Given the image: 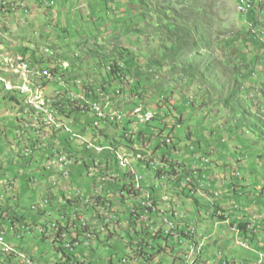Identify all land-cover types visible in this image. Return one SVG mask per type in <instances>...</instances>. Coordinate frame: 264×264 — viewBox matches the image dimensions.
Wrapping results in <instances>:
<instances>
[{"label":"rangeland","instance_id":"obj_1","mask_svg":"<svg viewBox=\"0 0 264 264\" xmlns=\"http://www.w3.org/2000/svg\"><path fill=\"white\" fill-rule=\"evenodd\" d=\"M11 7L16 8V5ZM4 12L5 8L2 7L0 18L5 23L7 19L3 21L2 18ZM20 17L25 21L19 28L23 33L22 44L30 49L29 59L34 57L33 50L40 58L51 56L45 50L52 43L61 47L64 56H67L68 51H78L75 46L82 43L85 46L83 58L90 55L84 70H95L92 72L95 74L89 77L93 89L106 85L112 94L117 89L124 91L123 95L114 98V102L119 104L117 109L128 108V104L137 102L130 94L131 88L126 80L120 86L109 87L105 81H108V76L104 66L115 60L116 52H120L123 47L131 49L138 56L130 53L131 61L135 58L141 62L136 64V69L133 68L134 63L125 64L131 69L130 76L135 80L134 85L139 79V95L144 97L143 100L148 98V110L155 114L156 119L149 124H140L132 119L131 124L124 121L123 125L117 127L108 123L110 127L105 128V134L110 136L109 141L111 138L122 140L121 145V136L125 131L147 135L149 144L144 149L155 157L150 167L139 165L141 162L134 158V152L126 147L121 146L126 155L120 152L132 159L131 166L143 178L142 185L146 190L140 200L145 198L148 191L156 198L159 191L165 189L164 185L170 186L166 181L158 179L156 173L157 170L170 172L169 163L179 164L187 172L203 170L208 177L204 184L206 187L211 185V194L221 193V197L201 199L199 195L189 196L179 191L178 205L180 211L182 209L189 215V223L193 225L195 222L193 227L207 238L204 264H225L226 261L264 264V44L261 39L254 38L257 35L249 26L247 29L246 20L237 13L235 0H55L50 14H43L36 25H33L34 15L21 14ZM174 17L179 22L186 21L184 25L188 23L193 27L190 34L186 33L182 37L184 46L178 49V60L172 64L166 59L161 45L168 47L170 44L171 48L173 42L168 41L167 33L158 25L169 24ZM27 20L29 23H26ZM8 26L7 23L8 34H11L15 43H20L17 31L10 32ZM137 29L142 32H135ZM92 43H96L99 48L92 51ZM140 49L142 53L138 52ZM149 60L150 63L146 65ZM43 66L47 67V64ZM62 66L67 69L68 64L63 63ZM227 98L234 99L233 107H226ZM110 103L113 104L112 100ZM15 109L20 111L18 105L8 103L0 94V123L7 127L8 132V140L0 139V171L7 170L5 178H16L14 191L4 193L5 199L11 197L12 201L0 199V204L4 209L18 214L19 218L24 217L32 223L38 221L39 216L31 207L38 205L41 194L48 195L50 188L59 193L60 178L58 173L45 170V163L36 164L29 155H15L16 150L9 147L15 140L13 127L16 116L9 117L5 110H12L10 114L14 115ZM78 119L86 127L94 123L103 129L106 124L102 125L95 116L91 120L87 115L79 114ZM162 123L167 127H162ZM163 128L164 132H157ZM22 132L25 139L31 133L27 129ZM169 136L174 139L173 145L163 147ZM53 137L57 140L60 138L59 135ZM99 143L103 146L107 144L102 137ZM129 145L133 146L131 143ZM44 153L46 151H42L41 155ZM144 160L149 162L145 156ZM115 168L121 177L118 187L109 188L104 185V190H101L98 178L90 177L84 168L75 166L68 179L70 188L66 186V198L73 197L77 192L89 198L96 195L97 191L106 198L108 191L114 193L115 189L130 185L131 182L125 177L126 170ZM60 182L62 186L63 180ZM233 186L243 188H239L240 191L235 194ZM125 197L128 199L127 194ZM140 200L129 199L124 204L119 198H114L115 210L123 224L119 232L121 240L100 238L93 249H79L75 255L76 260L85 264H123L121 260L129 259L132 254V247H128L129 241L132 240L135 245L143 240L150 245V253L156 255L157 261L171 264L172 255L180 251L172 239H167L163 234L158 238L153 236L154 233L143 234L139 224L126 226L132 219L129 215L130 207L138 206ZM215 203L229 207L227 216L232 225L238 227L243 222L251 225V229L247 228L245 233L241 232L239 226L236 231L230 224L215 219L212 208ZM66 211L61 206V214L53 211L51 217L43 216L41 222L47 223L48 219L52 222L61 221ZM84 211L87 212L86 209ZM3 215L0 211V224H3L2 228L7 232L8 244L19 251L35 250V257L42 262L57 263L56 249L42 238L45 233H36L34 236L25 234L22 239H18L7 219H2ZM156 226L160 228L161 223L158 221ZM48 230L52 237L56 236L52 233L54 229ZM210 242L212 245H209ZM260 243L262 245L259 246ZM246 246L260 247V251L251 252L246 250ZM160 247L163 248V255L158 253ZM43 255L45 258H42ZM22 259V264H25V259ZM201 260L202 257L199 264H202Z\"/></svg>","mask_w":264,"mask_h":264},{"label":"built area","instance_id":"obj_2","mask_svg":"<svg viewBox=\"0 0 264 264\" xmlns=\"http://www.w3.org/2000/svg\"><path fill=\"white\" fill-rule=\"evenodd\" d=\"M18 1H20V8L10 7V0H0V5L5 8L6 14L16 13L18 9L25 7L24 0ZM235 2L238 12L242 15H254L259 18L264 14V0H235ZM1 52H8V59H1ZM17 58H24L25 66H17ZM67 72L68 70H57L54 66L51 68L44 67L12 51L6 45L4 22H1L0 18V85L3 88L4 77L13 79V89L3 88V92L7 99L14 105H18L20 109L14 127L15 142L17 143L11 145V148L18 153L19 142L28 139V144L20 153L21 156L25 154L32 157L38 153L40 157L37 156V164L45 161L44 169L58 173L60 180H63L62 186L59 185L60 180L58 181L59 193L54 188H50L48 195L42 194L40 203L31 207L40 215V221L32 223L17 221L8 212L4 216L11 226V230L17 234L18 239H22L25 234L46 233V229H56V236L52 237L53 247L57 251L56 264H85V262L76 260L77 251L81 248L93 249L99 243L100 238L107 240L106 237L100 235L99 224L93 220L94 210L103 209L104 218H109L113 229L119 233L122 231L123 224L112 201L114 198H119L120 201L127 204L129 199L137 198L140 200L146 189L142 185L143 178L138 174V171L131 169L132 159L115 157L113 158L115 166L126 170L127 179L131 182L127 189H123L125 187L123 186L120 190L115 189L114 193L108 191L106 198L100 195L98 191L96 195L89 198L81 195L80 192L74 194L73 198H66L65 182H68L71 177V170L75 166L84 168L90 177L98 178L101 183V190H104V185H108L109 188H117L121 178L111 169L112 162L98 157L105 150L101 149L100 145L94 144V141L82 133L74 130V121L70 119L69 113L76 111L82 114L90 113L100 120H110L111 122H120L125 117L120 110H114L110 114L106 113L105 109L110 106H103V99L109 94L102 89H92L80 79L69 81ZM87 76L90 77L91 75L88 74ZM36 100L44 101L46 111L36 110ZM48 104H56V111H48ZM132 116L140 124H148L156 118L155 114L152 111H147L143 105L136 107ZM23 129L31 131L26 139L23 137ZM64 134L68 136L69 144L77 143L85 153L75 152L73 148L71 150L63 148L60 145V138ZM0 135L4 138L7 135L6 129L1 123ZM57 135L60 136L58 140L53 137ZM134 138L132 136V139ZM172 142V138H167L162 146L171 145ZM140 145L143 154L148 157L149 163L153 165L155 159H152L144 149L148 145ZM42 151H46V153L41 155ZM38 159L40 160L38 161ZM157 175L160 180L177 186L178 197H180L179 191L189 196H195L199 190L205 189L204 178L197 172H186L178 165L173 166L170 172L157 170ZM14 184V181L0 180V189L13 191ZM150 190L152 189L150 188ZM125 194H127L128 199H126ZM218 195L216 194V196ZM0 198L5 199V196L2 194ZM80 204H88V213L80 212ZM159 205H166V212H159ZM61 206L68 210L64 215H60L61 221L52 222L48 219L47 223L41 222L42 217L47 215L46 209L52 208L61 214ZM214 214L217 218H226L222 209H215ZM48 215L51 217V214ZM129 215L132 219L127 222V227H134V225L139 224L143 234L154 233L153 236L156 238L162 237L163 234L180 247L179 253L172 255L171 264H185L191 256V252H188L190 237L199 238L201 236L197 228L193 227L195 222L191 225L189 215L184 213L182 209L181 217H172L168 196H164L158 201L148 191L138 206L130 207ZM81 219H88V229L80 228ZM158 221L161 223L160 228L156 226ZM226 221L230 223L228 218ZM234 230L238 231L239 228L234 227ZM181 233H188L189 242L181 241ZM6 235L7 232L0 227V253L5 260L10 261L11 264H22V258H30V264H45L24 250H16V247L7 243ZM129 242L132 245V254H130L129 259L121 260L123 264H139L140 262L146 264V258H153V264H161L157 261L156 255L150 253L149 244L141 241L134 245L132 240ZM56 245L59 247L57 248ZM159 249L158 253L163 255L161 251L163 248L160 247ZM225 264L231 263L226 261Z\"/></svg>","mask_w":264,"mask_h":264},{"label":"clouds","instance_id":"obj_3","mask_svg":"<svg viewBox=\"0 0 264 264\" xmlns=\"http://www.w3.org/2000/svg\"><path fill=\"white\" fill-rule=\"evenodd\" d=\"M25 1V4H26V8L25 9H18L17 10V12L16 13H10V14H7V15H5L4 16V21H5V19H7V22L5 21V23H4V32H5V41H6V45L12 50V51H14L15 53H17V54H20V55H22L23 57H25V58H27L28 60H31V61H34V63H38V64H41V65H44V64H47V67L48 68H51V67H53L55 64H57L58 63V61H67V62H69V64H70V68H69V70H68V72H67V74L70 76V77H72V79H74V80H77V79H80L84 84L85 83H87V85H89L92 89H93V87H92V85L90 84V82H92V80L87 76L88 74L89 75H92L93 73V71H95V70H87V71H85L84 70V64L85 63H88V60H89V58H90V55H87V58H83V52L85 51L84 49H85V46H82L83 44L82 43H80V44H78V45H76L75 47H77L79 50L78 51H75V52H71V51H68V54H67V56H64L63 54H61V47H58V46H56V44H50L49 46H47L46 47V50H45V52H46V54H51V56H49V57H42V58H40V57H38L37 56V53L33 50V54H34V57L32 58V59H29V51H30V49L27 47V46H25V45H23L22 44V41H23V33L20 31V25L22 24V23H24L25 21H23L22 19H21V17H20V15L21 14H25V15H31V16H35L36 14H37V12L38 11H40V12H42V14H41V17L40 18H37V21H38V23L40 22V19L43 17V14L44 15H47L48 13L50 14V12L53 10V8H54V5H55V0H24ZM34 2V3H33ZM44 4H46V8L45 9H43V10H41V8L44 6ZM235 4H236V2H235ZM37 10V11H36ZM236 10H237V6H236ZM237 13H238V15H241L242 17H244V19L247 21H245V24L247 23V29H248V26H249V29H251V30H253V33L254 34H256L257 36L256 37H254V38H257L258 40L259 39H261V42L264 44V14L263 15H261L259 18H256L254 15H242V14H240L239 12H238V10H237ZM32 18H34V17H32ZM257 19H259V20H257ZM29 23V20H27L26 21V23ZM7 23H8V29H9V31L10 32H14V31H17V33H18V36H19V38H20V43H15L14 42V40H12V38H11V34H8V32H7V29H6V27H7ZM37 23H36V19L34 20V23H33V25H36ZM255 26H257V27H255ZM254 27L255 28H257V29H254ZM52 40V39H51ZM92 45L94 46V48H92L91 50L93 51V50H95V49H98L99 47H98V45L96 46V43H92ZM96 46V47H95ZM66 47V46H65ZM66 49H67V47H66ZM90 50V51H91ZM79 54H81V56H79ZM260 54V53H259ZM98 55H99V52H98ZM69 56H70V58H69ZM258 59H260L259 57H258ZM110 62V61H109ZM252 63V62H251ZM104 66V65H103ZM121 67H123V69H124V66L123 65H120ZM83 67V68H82ZM106 69H107V72L109 71V70H111V66L108 64V65H106V66H104ZM83 69V70H82ZM82 70V71H81ZM91 71V72H90ZM85 72V73H84ZM119 73H121V72H119ZM95 74V73H94ZM93 74V75H94ZM122 74V77H124L125 79L126 78H130V80H127L126 79V82L130 85V88L132 89L133 87H134V84H135V82H134V79L130 76V75H124L123 73H121ZM86 76V77H85ZM91 77V76H90ZM125 79H121V80H123V82H124V80ZM105 81H107V80H105ZM131 81H133V83H131ZM107 84L108 85H110L109 87H112L113 85H118V86H120V84H110L108 81H107ZM124 84V83H123ZM103 87L105 88V89H108V87L106 86V85H103V86H101V87H99V88H97V89H102L103 91H105L104 89H103ZM96 90V89H95ZM117 91H119L120 92V94H118L117 93ZM117 91H115L113 94L110 92V91H105L107 94H109L110 95V97H111V100H112V102H113V104H112V106H110V107H108L107 109H105V112L106 113H108V114H110V113H112L114 110H120V111H122L123 113H124V115H125V117L122 119V121H120V122H111L110 120H100V119H98L99 120V122H101V124L103 125V124H105V127L102 129H100L99 128V126L97 125V124H92V125H90L89 127H86V126H83L81 123H80V121H79V119H78V115L79 114H82V113H79L78 111H76L75 113L74 112H72L71 114H70V119H72L73 121H74V123H73V128H74V130L76 131V132H79V133H82L83 135H85L87 138H89L90 140H92V141H94L95 143H97L98 145H101V146H103V144H100L99 142H100V138L102 137V138H104L105 140H106V142H107V144L105 145V146H103V147H110V148H113V146H112V144H110L111 142L114 144V146H116V149H114V150H117V151H120L121 153H123V154H125L123 151H122V149L123 148H121V146H124V147H126L127 149H129L128 147L129 146H131V145H129V143H130V141L128 140V139H130V140H132V141H134V144H133V146H131L132 148H134V150L135 151H133V150H131V149H129V150H131V152L133 151L134 152V154H137V153H139L140 151L139 150H136L135 149V146L138 148V147H140L141 145L140 144H145V145H148L149 143L147 142V140H148V137H147V135L146 134H144V133H142L143 135H144V140H145V143H143L142 141L141 142H139L138 141V136L141 134V133H139V134H135V133H130V132H124V134L121 136L122 137V139H123V145H121V141L122 140H118V139H115V138H111V140L109 141V139H110V136H108L107 134H105L106 132V130H105V128L107 127H110L109 125H108V123L111 125V126H114V127H117V126H120V125H123V122L124 121H126L127 122V124H131L132 123V119H135L133 116H132V112H133V110L136 108V107H138V106H140V105H143L144 106V108L147 110V111H149L148 110V108H149V105L148 104H145V103H141V102H139L138 101V99H136V98H134V100L137 102V103H134V104H128V108H124V107H122L123 109H117L118 107H119V104H116L114 101H115V97L116 96H120V95H123V93L121 92V90H119V89H117ZM2 92V93H1ZM0 94L3 96V98H5L6 96L4 95V92H3V88H2V86L0 85ZM7 98V97H6ZM14 98V97H13ZM8 103H10V104H12L13 106H15L13 103H11L10 101H9V99H5ZM115 103V104H114ZM5 112L7 113V115L8 116H16V122H17V119H18V114H19V110H16L15 109V113H14V115L13 114H10L11 112H12V110L11 111H9V110H5ZM129 113V114H128ZM75 115V116H74ZM83 115H87L91 120H93V117H94V115H92V114H90V113H86V114H83ZM129 117V118H128ZM128 118V119H127ZM156 119V118H155ZM154 119V120H155ZM149 124V123H148ZM13 125V124H12ZM15 123H14V127H15ZM13 127V128H14ZM3 128H5L6 129V132H7V127H5V126H3ZM82 128V129H81ZM129 136V137H128ZM132 136L133 137H135L134 139H132ZM120 137V138H121ZM0 138L2 139V140H8V132H7V135H6V137L4 138V137H2L1 135H0ZM118 138V137H117ZM170 138V137H169ZM172 138V137H171ZM61 140H60V145L61 146H63V148H65V149H67V150H71L72 149V145L73 144H69L68 143V136H66L65 134L64 135H62L61 136V138H60ZM173 139V138H172ZM109 141V142H108ZM138 142V143H137ZM164 143H165V141H164ZM163 143V144H164ZM172 143H174V139H173V142ZM13 144H16V142H15V140H14V142H12V143H10L9 145V147L11 148V145H13ZM132 144V143H131ZM139 145V146H138ZM165 146H167V145H165ZM164 146V147H165ZM73 149H75V152H79V153H85L83 150H81V148H79V149H77V147H75V148H73ZM79 150H81V151H79ZM150 154V153H149ZM126 155V154H125ZM34 156H35V160H34V162L36 161V158H37V156H38V153L37 154H34ZM34 156H32V158L34 159ZM128 156V155H127ZM151 156V155H150ZM98 157H100V158H104L105 160H107V161H110V162H112L111 163V169L112 170H114V168L115 167H117V166H115V163H114V161H113V158H115V156H114V154L112 153V151H110V150H107V151H105V152H103L100 156H98ZM129 157V156H128ZM134 158H135V155H134ZM151 158L152 159H155V157H153V156H151ZM197 159V158H196ZM203 159V158H202ZM45 161H43V162H41V163H44ZM163 162H166L165 161V159H163ZM146 163H148V162H146ZM172 164V167L173 166H175V165H178V166H180L179 164H173V163H171ZM139 165H146L145 164V162H141ZM139 165H137V168L139 169ZM149 165V166H148ZM148 165H146V166H148V167H150L151 166V164L150 163H148ZM172 167H171V169H172ZM118 168V167H117ZM124 170V169H123ZM116 173H117V169H115L114 170ZM164 171V170H163ZM165 171H167V170H165ZM186 171V170H185ZM19 172V171H18ZM187 172V171H186ZM192 172H197V174L198 175H200L202 178H204V182L207 180V176H206V174H205V172L203 171V170H201V169H194V170H192L190 173H192ZM127 172L125 171V174H126ZM157 173V172H156ZM118 174V173H117ZM125 177L127 178V174L125 175ZM159 179V178H158ZM2 180H10V181H16V178L15 177H13V178H3ZM167 182V181H166ZM167 183H169V184H171V185H173L172 183H170V182H167ZM166 184V183H165ZM65 185L67 186V187H69L70 188V186H69V183L68 182H65ZM168 185V184H167ZM14 186H15V184H14ZM164 186H166V185H164ZM175 186V185H174ZM204 186H205V189H202V190H199L197 193H200L203 197H205L206 199H210V198H220L221 197V193H214V194H212L211 195V193H210V185L208 186V187H206V185L204 184ZM177 187V186H176ZM235 187L236 186H233V188L235 189ZM165 188H167V187H165ZM15 189V188H14ZM14 189H13V191H14ZM5 192H10V191H7V190H5V189H0V196L3 194L4 195V193ZM206 192H209V194H206ZM195 194V196L196 195H199V197H201L200 196V194ZM43 194V193H42ZM41 194V195H42ZM178 194V193H177ZM216 194H219L218 196H216ZM162 195V194H161ZM164 196H169V197H172V198H174L173 197V195H168V194H166V195H162V197H160V198H158V200H161ZM177 196V195H176ZM1 199V198H0ZM15 199H16V197H15ZM156 199H157V197H156ZM4 201H6V202H9V201H12V199H11V197H9V199H3ZM113 202V204L115 205V202H114V200L112 201ZM195 202V204H198V201H194ZM198 206V205H197ZM212 208H213V210L215 211V209H222L223 211H224V213H225V215H226V218H217L216 216H215V214H214V212H213V217L215 218V219H218V220H220V222H222V223H227V221H226V219L228 218L229 219V217L227 216V211H229V209H224V208H222L220 205H218V203H215V204H213L212 205ZM229 208V207H228ZM45 211H47V215H45L46 217H50L48 214H51V212H56V210L55 209H52V208H50V209H46ZM37 215L39 216V218H40V215L37 213ZM13 218H16L17 219V221H22V222H27V223H29L28 222V220L26 219V218H19V215L18 214H16V213H14L13 215ZM18 216V217H17ZM37 216V217H38ZM89 215H87V217H88ZM230 220V219H229ZM38 221H40V219L38 220ZM34 222H36V220H34ZM227 224H230V226L232 227V228H234L235 226L234 225H232L231 224V221H230V223H227ZM243 224V223H242ZM240 225V224H239ZM238 228H239V226H238ZM199 233H200V231H199ZM31 235H35V234H31ZM200 235H201V233H200ZM44 240H47L48 242H50V240L49 239H45L44 237H42ZM114 239V238H113ZM119 240H121V237H120V239ZM200 240V242H202L203 240H202V238L201 239H199ZM202 240V241H201ZM206 242V241H205ZM51 243V242H50ZM51 245H52V247H53V244L51 243ZM206 246V245H205ZM54 248V247H53ZM206 248V247H205ZM25 251V250H24ZM28 253V252H27ZM29 254V253H28ZM31 255V254H30ZM35 259H38V258H36V257H34ZM232 264V263H231ZM234 264H236V262L234 263Z\"/></svg>","mask_w":264,"mask_h":264},{"label":"trees","instance_id":"obj_4","mask_svg":"<svg viewBox=\"0 0 264 264\" xmlns=\"http://www.w3.org/2000/svg\"><path fill=\"white\" fill-rule=\"evenodd\" d=\"M186 22V21H185ZM185 22L184 23H182V22H179V20H178V18H176V17H174L173 18V20L172 21H170V23L169 24H165V25H158V27L160 28V29H162L163 31H165L166 33H167V35H166V37L168 38V41L169 42H173V45L171 46V48L169 47L170 46V44L168 45V47H165L164 45H161V48L163 49V53L165 54V57H166V59L170 62V63H172V64H174V62H176L177 60H178V56H177V54H178V49H181L184 45H183V39H182V37L186 34V33H189L190 34V31H192V27H193V25L192 24H188V23H186V25H184L185 24ZM135 32H138V33H141L142 31L141 30H139V29H137V30H134ZM120 47H122L121 45H120ZM184 51V50H183ZM182 51V52H183ZM139 53H142V49H140L139 51H138ZM130 53L132 54V55H134V56H136L135 54H133L132 53V50L130 49V50H128V49H125L124 47L122 48V50H120V52H116V54H117V58L115 59V60H111L110 62H109V65L111 66V70H109L108 72H107V76H108V82L110 83V84H123L124 82H123V80H121V79H124V77H122V76H119V75H122L121 73H123L124 75H131L130 74V72H131V69L128 67V64H125V63H129V65L130 64H132V63H134V66H133V68L134 69H136L137 68V66H136V64L139 62V64L141 63L139 60H137V59H135L134 58V61L132 60H130ZM182 54V53H181ZM179 56H180V54H179ZM136 57H138V56H136ZM141 57V56H140ZM152 60V59H151ZM160 60L161 61H163L162 60V58L160 57ZM252 61V60H251ZM153 62H154V60H153ZM148 63H150V60L149 61H147L145 64L146 65H148ZM156 63H158V62H156ZM154 64H155V62H154ZM120 65H123L124 66V69H123V67H121ZM161 65H163V63L161 64ZM253 65V64H252ZM158 66H160L159 64H158ZM176 66L178 67V66H180V64H176ZM149 71H152L153 72V70L152 69H150ZM119 72H121V73H119ZM254 75L255 76H257V74L256 73H254ZM107 82V81H106ZM134 82H135V80H134ZM136 82H137V84L136 85H134V87L132 88V89H130L129 90V92H130V94L131 95H133L136 99H138V101L139 102H141V103H146V104H148L149 102H148V98H147V96L144 94V96H146V100H143L144 99V97L142 96V95H139V89L141 88V84H140V81H139V79L138 80H136ZM238 83V82H237ZM103 89L105 90V91H107V89H105L104 87H103ZM121 92L123 93L124 91L121 89ZM4 99H7L6 97L4 98ZM234 99L232 100V99H228L227 98V100L225 101V105H226V107H233L234 106ZM152 102V101H151ZM158 106H162V104L160 105H158ZM226 111L227 112H229V109H226ZM70 115V114H69ZM162 127H167V125L166 124H164V123H162ZM165 128H163V129H159V130H157V132H164V129ZM82 129V128H81ZM159 135H161V133L159 134ZM170 138L172 137V136H169ZM168 137V138H169ZM173 138V137H172ZM1 139V138H0ZM167 139V138H166ZM129 141H130V143H132V144H134V141H132V140H130V139H128ZM143 140V141H142ZM138 141L139 142H143V143H145V140H144V135L141 133L139 136H138ZM19 152L18 153H15V155L17 154L18 156H20V153H21V151L24 149V147L28 144V139L27 140H25V141H20L19 142ZM97 144V143H96ZM110 144H112V146H113V148L114 149H116V146H114V144L111 142ZM171 145H173V143L171 144ZM101 146V145H100ZM170 145H167L166 147L168 148ZM75 147H77V149H79V148H81L77 143H74L73 145H72V148H75ZM112 148V153L114 154V156L116 157V155H115V152H116V150H114ZM129 149H131V150H133V151H135L134 150V148H132L131 146H129L128 147ZM79 151H81V150H79ZM13 152V151H12ZM143 156H144V154H142ZM137 160V159H136ZM138 161V160H137ZM140 162H145V164L146 165H148V163H146V161L145 160H140ZM149 166V165H148ZM7 170H1L0 171V180H2L4 177H5V174L7 173L6 172ZM132 171H137L136 170V168L134 167H132ZM126 175V174H125ZM128 188V185H125V187L123 188V189H127ZM237 192H239V188L238 187H235V190H234V193L236 194ZM177 197H178V195H177ZM69 198H73V197H69ZM81 206H82V209H86L87 210V212L86 213H88V204H81ZM169 207H171L170 209H171V211L173 210V209H175V208H178L179 210H180V208H179V205L177 204V203H174L172 200H170L169 201ZM162 208H164V209H166V207L165 206H162V205H159V212H163L161 209ZM0 211L3 213V214H5L7 211H8V213H10L11 214V216L14 214L13 212H10L9 211V209L7 210V209H4V207H2V205L0 204ZM181 212V211H180ZM2 219L4 220V219H6L5 218V216L3 215L2 216ZM93 220H97V221H101V226L102 227H105V225L107 224V222H108V220H109V218H104V214H103V209H95L94 210V212H93ZM99 221V222H100ZM106 221V222H105ZM4 222V221H3ZM105 222V223H104ZM2 225L3 224H0V227L2 228ZM240 226V229H241V232L243 231V232H245V233H247L246 232V229H245V225L244 224H240L239 225ZM111 227V228H110ZM106 228H107V230H108V232L109 233H113V227H112V225L110 224H108L107 226H106ZM47 230V229H46ZM110 231H112V232H110ZM112 236H116V235H114V234H112L111 235V237ZM43 237H44V235H43ZM45 238V237H44ZM187 238V237H186ZM143 241V240H142ZM181 241L183 242L184 241V239H183V236L181 235ZM144 242V241H143ZM130 244V243H129ZM132 244H133V242H132ZM147 262L148 263H151V260H146V264H147ZM152 264V263H151Z\"/></svg>","mask_w":264,"mask_h":264},{"label":"bare ground","instance_id":"obj_5","mask_svg":"<svg viewBox=\"0 0 264 264\" xmlns=\"http://www.w3.org/2000/svg\"><path fill=\"white\" fill-rule=\"evenodd\" d=\"M14 5H16V8H20V2H17L15 0H10V7L11 6H14ZM2 7L3 6L1 5L0 6V12L2 11ZM26 7L27 6L25 4L24 9ZM5 15H7L6 14V11L2 15L3 21H4V16ZM1 59H8V52H1ZM63 63H67L68 64V66H66L67 69H64V67L62 66ZM17 66H25V60H24V58H17ZM54 68L57 69V70H69L70 64L67 61H59L57 63V66H55ZM126 79L128 80V78H126ZM3 88L13 89V79H11V77H4V80H3ZM117 93L120 94L119 91H117ZM110 101H111V97L109 95L108 97H106V98L103 99V106H106L107 104H110ZM36 110L37 111H46V104L44 103L43 100H36ZM48 111H56V104H48ZM100 147H101V149H103L105 151H107V150L112 151V148H110V147H103V146H100ZM135 149L136 150H139V149L142 150V146H140L138 148L135 146ZM122 154H120V151H117V150L115 152L116 158H125V157H127V156H124ZM142 154H143V151L142 152L140 151L139 153L135 154V158L138 161L144 160V156L145 155L143 156ZM145 157L148 158L147 156H145ZM34 160H35V157H34ZM35 163L37 164V158H36ZM131 169H132V166H131ZM161 210L163 212H166V209H164V208H162ZM80 212L81 213H86L84 211V209H82L81 204H80ZM170 213H171L172 217H180V215H181V212H180V210L178 208H175L172 211L170 209ZM95 222H96V224L99 223V221H95ZM108 224L109 225L110 224L112 225V222H110L108 220V222H107V224L105 226H107ZM80 228L81 229H88V219H81L80 220ZM99 231H100V235H103V237H106L107 240H111L113 238L114 239H120V236H121V235H119V233L117 231H113V233H109L105 229V227H102L100 224H99ZM52 233L56 235V229H54ZM112 234H114L116 236H112L111 237ZM181 235L183 236V239H184L183 242H189V235H188V233H181ZM46 236H48L49 238H52L53 235H51V233L49 232V233H45L44 234V237L45 238H47ZM198 239H199L198 237H190V242L188 243V248H189L188 249V252H191V256L187 259V261H186L185 264H193L194 262H196V264H197L200 261V258L203 255L204 242H200ZM128 245H129L128 246L129 248L132 247L131 244L128 243ZM131 251H132V249H131ZM24 259H25V261H24L25 264H30V259L29 258L28 259L27 258H24ZM146 260H151V263L153 264V258H146ZM151 263H148L147 262V264H151Z\"/></svg>","mask_w":264,"mask_h":264},{"label":"crops","instance_id":"obj_6","mask_svg":"<svg viewBox=\"0 0 264 264\" xmlns=\"http://www.w3.org/2000/svg\"><path fill=\"white\" fill-rule=\"evenodd\" d=\"M39 13V14H38ZM38 13L34 16L35 17V19H36V23H38V21H37V18H40V16H41V14H42V12H40V11H38ZM13 40V39H12ZM57 65V64H56ZM69 81H77V80H74V79H72V77H70L69 76ZM106 106H112V104L110 103V104H107ZM9 117H11V116H9ZM38 157H40L39 155H38ZM41 160H42V158H40ZM169 165L172 167V164L171 163H169ZM116 168H114V170H115ZM215 177H216V175H214ZM208 178V177H207ZM204 182V181H203ZM205 183V182H204ZM166 187V186H165ZM176 185L174 186V185H171L170 184V186H168L167 188H165L164 190H161V191H159V195L157 196V199L158 198H160V197H162V195H166V194H168V195H173V197L174 198H172V197H169L168 196V203H169V201L170 200H172L174 203H177L178 204V200H179V197H177L176 195H177V192H176ZM210 188H211V185H210ZM238 188H240V189H242L241 187H238ZM240 191V190H239ZM162 194V195H161ZM200 194V193H199ZM212 195V194H211ZM200 196H201V199H206L205 197H203L201 194H200ZM210 199H212V198H210ZM159 201V200H158ZM199 204V203H198ZM197 204V205H198ZM162 206H165L166 207V205H162ZM171 208V207H170ZM180 208V207H179ZM222 208H224V209H229L228 208V206L226 205V204H224L223 206H222ZM95 221H97V220H94V222ZM243 222H241V223H239V224H242ZM244 225H245V229H251V225H249V224H245V223H243ZM247 225V226H246ZM46 233H49V230L47 229L46 230ZM201 233V232H200ZM52 235V234H51ZM254 236L255 235H257V234H253ZM34 236V235H33ZM102 237H103V235H101ZM199 238L201 239L202 238V242H204V248H203V255H202V264H204V262H203V258H204V253L207 251V249H205V247L207 246V243L205 242V241H207V238L206 237H204L203 235H202V233H201V236H199ZM45 239H49L50 240V242L51 243H53V238H49L48 236H47V238H45ZM199 240V239H198ZM200 241V240H199ZM206 245V246H205ZM209 245H212V242H210V244ZM260 245H262V243H260L259 244V246ZM246 250H249V251H251V252H258V251H260V247H247L246 246ZM26 252H28L29 254H31L33 257H35V250L34 251H32V252H30V251H28V250H25ZM1 254V253H0ZM42 258H45V255H43L42 256ZM38 260H40V259H38ZM41 261V260H40ZM7 262L8 263H10V261H7V260H4V258L2 257V255H1V259H0V264H7ZM42 262V261H41ZM52 262L53 261H46V262H43V263H45V264H52ZM200 263V261L197 263V264H199ZM232 263H234V262H232Z\"/></svg>","mask_w":264,"mask_h":264}]
</instances>
